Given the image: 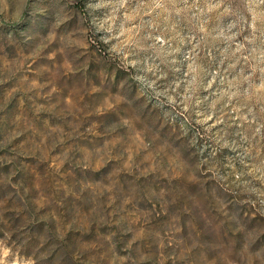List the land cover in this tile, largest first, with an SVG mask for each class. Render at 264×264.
I'll return each instance as SVG.
<instances>
[{"label": "rangeland", "instance_id": "obj_1", "mask_svg": "<svg viewBox=\"0 0 264 264\" xmlns=\"http://www.w3.org/2000/svg\"><path fill=\"white\" fill-rule=\"evenodd\" d=\"M0 264H264V0H0Z\"/></svg>", "mask_w": 264, "mask_h": 264}, {"label": "trees", "instance_id": "obj_2", "mask_svg": "<svg viewBox=\"0 0 264 264\" xmlns=\"http://www.w3.org/2000/svg\"><path fill=\"white\" fill-rule=\"evenodd\" d=\"M67 245L69 246V244H67ZM72 251L73 250L70 248V246L69 247L65 246L64 250H62V252L64 253L65 257H70V258L72 257Z\"/></svg>", "mask_w": 264, "mask_h": 264}]
</instances>
